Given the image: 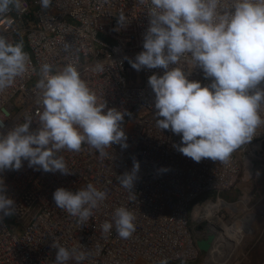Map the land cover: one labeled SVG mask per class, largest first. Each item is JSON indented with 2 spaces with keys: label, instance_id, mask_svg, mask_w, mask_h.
<instances>
[{
  "label": "built area",
  "instance_id": "1",
  "mask_svg": "<svg viewBox=\"0 0 264 264\" xmlns=\"http://www.w3.org/2000/svg\"><path fill=\"white\" fill-rule=\"evenodd\" d=\"M149 7L140 0H52L44 10L40 0H20L19 8L11 6L0 14V36L11 43L23 41L29 57L28 72L0 93V131L24 122L27 115L33 117L31 130L36 129L41 108L35 85L45 63L54 70L75 63L98 102L106 103L105 112L115 108L127 113L122 123L126 148L113 144L104 157L87 146L79 153H59L73 175L30 168L27 161L18 171L0 173L5 194L16 207L13 224L6 222L9 217L0 223V264H54L57 250L51 245L57 239L65 247L90 252L83 264H160L165 258L168 264H187L203 253L196 242L207 238L208 223L230 228V250L243 243L245 231L231 227L250 208L240 195L233 200L225 196L240 193L242 185L264 173V126L226 164L210 159L197 163L177 151L174 145H180L181 136L157 128L155 94L148 85L150 76L163 75L164 70L136 71L129 63L144 51ZM121 14L126 18L123 28L117 22ZM189 59L182 58L176 66L190 81L209 85L211 79H205L200 68L192 69ZM98 62L103 71L94 70ZM134 161L139 171L133 196L117 177L130 173ZM89 183L106 191L107 199L89 221L79 223L56 207L53 193L61 187L75 192ZM119 206L136 216V230L127 240L114 228L105 237L100 228Z\"/></svg>",
  "mask_w": 264,
  "mask_h": 264
},
{
  "label": "clouds",
  "instance_id": "2",
  "mask_svg": "<svg viewBox=\"0 0 264 264\" xmlns=\"http://www.w3.org/2000/svg\"><path fill=\"white\" fill-rule=\"evenodd\" d=\"M150 4L147 14L149 27L144 35L143 49L133 69H163V75H152L148 85L155 94V121L160 130H170L181 136L177 151L194 162L210 159L228 163L233 152L249 144L257 129L264 126V0H140ZM47 10L52 0H40ZM11 6L20 7V0H0V14ZM123 28V14L117 20ZM119 30V29H118ZM69 48L65 45V50ZM189 57L193 68H200L211 83L202 87L190 81L179 65ZM29 70V57L23 41L11 43L0 36V93L11 88L17 78ZM95 71H103L98 62ZM35 88L41 111L35 130L33 117L0 131V173L18 171L27 161L30 168L44 172L73 175L61 151L79 153L84 146L97 151L101 157L113 144L126 148L122 128L127 113L115 108L105 109L96 93L81 78L75 63L62 70L43 64ZM139 171L134 161L132 171L117 180L122 188L131 189ZM0 179V223L16 213L15 202L6 193ZM133 195V194H132ZM134 196V195H133ZM107 199V192L92 183L77 191L58 188L53 200L58 209L77 222L89 221L94 211ZM136 216L125 206L114 209L112 220L101 225L107 237L115 229L120 239L131 238L136 230ZM54 264L83 262L91 256L88 251L63 246L54 240ZM160 264H168L167 259Z\"/></svg>",
  "mask_w": 264,
  "mask_h": 264
},
{
  "label": "rangeland",
  "instance_id": "3",
  "mask_svg": "<svg viewBox=\"0 0 264 264\" xmlns=\"http://www.w3.org/2000/svg\"><path fill=\"white\" fill-rule=\"evenodd\" d=\"M240 188V193L234 191L226 196L223 195L227 200H233L240 195L243 205L247 204L250 208V212L244 214L246 220L241 226L243 230L247 227L245 239L241 246L233 251L226 264H264V173ZM242 211H248L246 206ZM6 222L13 224L10 217ZM187 264H206V254L201 253L197 261Z\"/></svg>",
  "mask_w": 264,
  "mask_h": 264
},
{
  "label": "bare ground",
  "instance_id": "4",
  "mask_svg": "<svg viewBox=\"0 0 264 264\" xmlns=\"http://www.w3.org/2000/svg\"><path fill=\"white\" fill-rule=\"evenodd\" d=\"M230 210H235V206H229ZM193 219H197V215L193 214ZM246 220V219H245ZM244 215L242 217L237 218L234 222L233 226L231 227L232 230L242 229V225H244ZM247 228V227H246ZM244 229V231L246 230ZM208 235L209 238V248L207 251H204L206 254V264H226L232 253L234 251L230 250V243L227 240V237L232 238L234 235L230 228H223L222 230L212 226L211 223H208Z\"/></svg>",
  "mask_w": 264,
  "mask_h": 264
},
{
  "label": "water",
  "instance_id": "5",
  "mask_svg": "<svg viewBox=\"0 0 264 264\" xmlns=\"http://www.w3.org/2000/svg\"><path fill=\"white\" fill-rule=\"evenodd\" d=\"M209 238L207 237L205 240H200L196 242L198 249L202 252L207 251L209 248Z\"/></svg>",
  "mask_w": 264,
  "mask_h": 264
}]
</instances>
